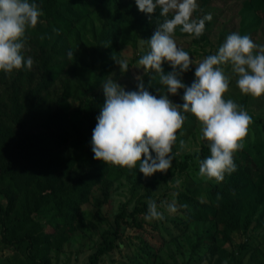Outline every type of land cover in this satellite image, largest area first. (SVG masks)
<instances>
[{
  "label": "trees",
  "instance_id": "obj_1",
  "mask_svg": "<svg viewBox=\"0 0 264 264\" xmlns=\"http://www.w3.org/2000/svg\"><path fill=\"white\" fill-rule=\"evenodd\" d=\"M93 1L94 9L83 0H36L42 15L35 27L26 29L22 50L25 57L33 58L32 68L0 71V264H57L70 237L83 235L82 221L97 220L113 184L124 174L129 179L143 175L138 169L94 159L92 130L105 100L101 82L120 58V40L151 37L164 17L159 7L150 16L140 12L134 0ZM209 1L197 0L194 18L210 12ZM248 2L264 14V0ZM210 26L211 21H206L199 37L179 27L173 36L205 42ZM162 67L165 73L171 71L167 62ZM142 79L153 95L167 94L154 70H147ZM177 95L182 104L183 90ZM169 99L176 100L173 95ZM184 115V124L196 119L191 113ZM241 149L246 158L234 156L236 170L220 182L199 175L200 160L211 154L205 139L198 154L174 156L168 171L144 184L130 220L120 212L113 227L101 231L98 246L84 264H100L119 249L123 228L142 230L144 221L137 215L146 213L145 199H151L152 191L176 172H190L191 179L176 197L178 205L186 207L180 208V220L170 223L175 236L169 240L177 239L189 224L196 228L206 223L212 235L211 243H205L201 234L194 235L184 264L204 260L243 264L240 255L229 253L225 246L264 210V139L243 138ZM204 184L206 188L200 186ZM90 202L94 214L84 208ZM44 225L52 232L45 231ZM218 226H222L220 233ZM154 241L160 244L156 236ZM4 250L14 252L3 256ZM125 258L123 264H165L147 243Z\"/></svg>",
  "mask_w": 264,
  "mask_h": 264
},
{
  "label": "clouds",
  "instance_id": "obj_2",
  "mask_svg": "<svg viewBox=\"0 0 264 264\" xmlns=\"http://www.w3.org/2000/svg\"><path fill=\"white\" fill-rule=\"evenodd\" d=\"M134 3L149 16L159 7V15L164 17L146 41L150 51L139 58L138 64L159 74L167 94L153 95L141 76L136 77L135 90H126L114 73L102 79L105 100L92 130L94 159L138 169L144 177L164 173L172 166L173 145L186 119L184 113H191L200 122L202 138L209 142L211 153L200 160L199 175L220 182L226 173L236 170L233 154L243 147L252 120L242 106L224 98L230 77L222 66H231L242 93L260 97L264 95V45L255 43L249 35L232 32L215 54L193 66L195 61L189 52L177 46L173 33L179 27L183 33L201 36L206 21L212 20V13L194 18L193 13L199 7L197 0H134ZM41 15L36 0H0V71L32 68L33 58L25 57L22 50L26 29L35 27ZM68 56H72L71 51ZM164 62L171 71L164 72ZM115 63L121 73L129 70L127 60ZM192 68L194 79L189 85L182 76ZM179 90H183L182 104L169 99V95L175 96ZM179 143L183 147L184 141ZM183 207L186 205H178L175 200L157 204L149 199L145 219L163 220L162 209L174 214Z\"/></svg>",
  "mask_w": 264,
  "mask_h": 264
},
{
  "label": "rangeland",
  "instance_id": "obj_3",
  "mask_svg": "<svg viewBox=\"0 0 264 264\" xmlns=\"http://www.w3.org/2000/svg\"><path fill=\"white\" fill-rule=\"evenodd\" d=\"M248 1L210 0L206 7L212 13V20L208 39L205 42L197 43L191 37L173 36L177 46L189 52L190 57L195 61L193 66L198 65L208 55L215 54L226 37L232 32L249 35L255 43L264 45V14L255 10ZM83 2L91 9L96 6L93 0H83ZM149 38L148 36H140L136 41H131L123 37L120 40L119 59L127 60L129 70L126 73H121L119 66L116 64L111 74H115V78L126 90H135L136 77L141 76L142 78L147 73V70H144V67L138 64V60L141 55L150 51L146 42ZM222 67L225 74L230 77L229 88L224 94V98L232 99L242 106L252 118L244 138L264 139V95L255 97L242 93L236 84V75L231 72V66L226 64ZM182 78L186 84L190 85L194 79V71L185 72ZM179 98V95H175L176 100L174 103L179 104L177 101ZM201 139V124L197 118L193 121H187L177 134V142L173 145L174 156L182 159L188 154H198ZM180 140L184 141L183 147L180 146ZM206 142L209 145L207 140ZM234 156L246 158V154L241 148L234 152ZM158 173L151 177L142 175L133 176L130 179L124 174L118 179L113 184L109 201L100 208L99 214L96 216L97 220L82 221L83 227L80 232L83 235L81 237H70L65 244V252L58 256L56 263H86L88 255L98 246L101 231L113 227L115 216L120 212H124L125 218L130 220V213L136 205V200L144 193V184L148 180L156 178ZM190 175V172H176L173 177L168 178L152 191L151 200L156 201L157 204L161 201H176V197L180 195L183 187L189 184ZM200 186L202 188L207 187L206 184ZM94 195L98 196L99 194L95 192ZM145 201L148 206L149 199H145ZM84 208L94 214L95 207L91 202L86 204ZM162 211H164L163 220L149 221L145 219V214H138L137 217L144 221L143 229L123 228L122 236L117 241L120 244L119 249L107 255L100 264H123L126 261L125 257L132 255L136 249H141L144 243L157 249L159 258L165 264H184L189 244L193 242L195 234H201L205 243H211L212 235L209 231H206V223L198 224L196 228H192L191 224H189L183 229L182 234L177 239L173 238L170 241L169 238L174 237L175 234L169 225L180 220L181 211L180 208L174 214H169L164 209ZM44 229L47 232H52V229L47 225H44ZM221 230L222 226H218V233ZM155 236L160 242V244L158 243L159 245L154 241ZM225 247L229 253L240 255L243 264H264V210L260 209L255 214L247 230L235 232L231 237L230 243ZM13 252V250H4L2 255L8 256ZM199 264L208 263L204 260Z\"/></svg>",
  "mask_w": 264,
  "mask_h": 264
}]
</instances>
